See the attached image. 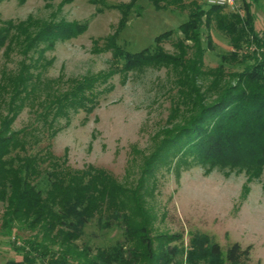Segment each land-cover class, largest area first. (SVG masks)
Wrapping results in <instances>:
<instances>
[{"label": "rangeland", "instance_id": "rangeland-1", "mask_svg": "<svg viewBox=\"0 0 264 264\" xmlns=\"http://www.w3.org/2000/svg\"><path fill=\"white\" fill-rule=\"evenodd\" d=\"M245 5L253 17L257 42L249 37L248 42L243 39L238 47H233L230 36L215 22L209 27L204 25V15L197 27L203 47H206L207 33L211 38V47L203 51L202 70L206 72L219 66L228 83L235 80L230 74L254 61L252 56L264 58V0H235L233 6H225L223 11L244 18ZM197 6L206 8L208 4L206 0H0V26L7 21L15 25L30 21L38 27L50 22L84 26L81 33L59 38L53 46L41 44L43 59L31 69L34 74H40L36 98L33 106L27 103L19 112L12 128L19 129L35 121L36 111L41 110L39 101L46 93L62 91L72 80L86 74L111 69L112 76L99 87L98 104L91 113L73 111L68 118L56 120L46 131L53 134L49 140L53 154L65 159L71 168H102L121 185L134 187L163 130L173 125L169 113L178 93L180 68L149 61L125 68L123 55L108 46V38L129 53L150 54L159 46L171 55L191 57L196 47L191 40L183 38L178 26L185 20L195 19L192 15L198 13ZM124 11L127 18L120 27ZM166 31L169 34L155 42V37ZM181 48L185 55L180 53ZM233 52L237 57L232 58ZM29 55L30 52L27 56L21 54L15 44L3 46L0 82L15 77L23 63L29 64ZM212 79L210 76L209 80ZM218 91L212 90L210 97L215 99ZM2 94L8 97L9 88ZM0 107V113L5 114L4 105ZM45 135L41 133V139ZM46 143L47 140H41L39 146ZM186 159L188 162L178 167L173 162L168 168L158 169L154 181L148 182L151 194L143 196L144 207L152 217L151 234L182 235V243H177L182 251L170 264H204L186 260L185 249L196 234H205L217 242L223 256L233 242H238L243 249L249 246V255H241L238 264H264V164L258 176L250 177L243 169L209 166L194 161L189 154ZM4 207L0 201V264H22L23 252L18 247L33 238L35 231L18 227L8 233L1 226ZM123 238L121 229L100 228L93 219L76 243H87L94 251V247ZM32 264L45 262L38 257Z\"/></svg>", "mask_w": 264, "mask_h": 264}, {"label": "trees", "instance_id": "trees-1", "mask_svg": "<svg viewBox=\"0 0 264 264\" xmlns=\"http://www.w3.org/2000/svg\"><path fill=\"white\" fill-rule=\"evenodd\" d=\"M224 7L197 6L198 13L192 15L195 19L185 20L178 26L183 38L191 40L196 47L191 57L171 55L159 46L150 54L129 53L108 38V46L123 55L125 68L147 61L180 68L178 93L169 113L173 125L163 130L162 138L132 188L121 185L102 168H71L65 159L53 154L49 142L53 134L46 131L56 120L68 118L73 111L91 113L98 104L99 87L112 76L111 69L86 74L72 80L62 91L46 93L39 101L41 110L36 111L35 121L19 129L12 128L19 112L27 103L33 106L36 98V81L40 74H34L31 69L43 59L41 44L53 46L59 38L81 33L84 26L74 22H50L38 27L30 21L16 25L7 21L0 26V49L15 44L24 56L30 52L27 58L31 60L29 64H22L15 77L0 82L3 92L8 88L10 92L8 97L0 93V106L4 105L6 110L5 114L0 113V201L5 204L1 226L8 233L18 227L35 231L33 238L18 247L23 252L22 264H32L38 257L45 264L71 261L79 264H170L182 251L177 244L182 243V235H152V217L143 203V196L151 194L148 182L154 181L157 170L162 166L168 168L173 162L178 167L188 162L186 156L189 154L194 161L209 166L243 169L250 177L260 174L264 164V58L252 56L253 62L230 74L235 77L233 83L222 76L224 70L219 66L206 72L202 70L203 51L211 47V38L207 33L206 47H203L197 29L201 16L204 15L206 27L215 22L228 34L235 48L243 39L248 42L249 37L257 42L249 7L244 6V18L237 13H224ZM126 18L124 11L120 27ZM168 34V31L160 33L155 42ZM184 49L181 48L180 53L185 55ZM230 54L232 58L237 57L234 52ZM210 76L214 79L209 80ZM212 90H219L215 99L210 97ZM43 132L47 135L41 139ZM44 139L47 143L39 146ZM93 219L100 228L121 229L123 240L94 247V251L87 243L78 245L76 240ZM249 250V246L243 249L238 242H233L223 256L217 242L205 234H196L185 254L191 263L238 264L240 256L249 255Z\"/></svg>", "mask_w": 264, "mask_h": 264}, {"label": "built area", "instance_id": "built-area-1", "mask_svg": "<svg viewBox=\"0 0 264 264\" xmlns=\"http://www.w3.org/2000/svg\"><path fill=\"white\" fill-rule=\"evenodd\" d=\"M210 5L233 6L235 0H206Z\"/></svg>", "mask_w": 264, "mask_h": 264}]
</instances>
